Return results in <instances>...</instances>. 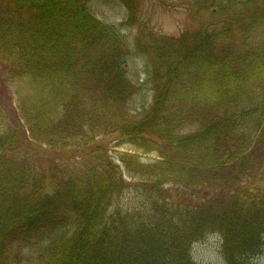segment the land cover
<instances>
[{"label": "trees", "instance_id": "1", "mask_svg": "<svg viewBox=\"0 0 264 264\" xmlns=\"http://www.w3.org/2000/svg\"><path fill=\"white\" fill-rule=\"evenodd\" d=\"M106 1L135 21L139 0ZM191 1L194 32L136 38L152 101L132 116L123 38L85 0H0V69L13 85L0 94V264L17 261L16 241L57 229L41 264H196L192 247L210 234L226 264L264 254V193L222 213L188 197L193 176L244 169L264 133V0ZM110 138L157 159L116 162ZM121 167L150 191L145 206L118 207Z\"/></svg>", "mask_w": 264, "mask_h": 264}, {"label": "rangeland", "instance_id": "2", "mask_svg": "<svg viewBox=\"0 0 264 264\" xmlns=\"http://www.w3.org/2000/svg\"><path fill=\"white\" fill-rule=\"evenodd\" d=\"M89 11L101 22L114 26L123 38V43L128 51L125 66L131 81L136 84L138 92L129 101L127 109L132 116L139 115L148 108L152 101L151 83L147 73L149 67L144 59L137 55L135 41L141 32H152L156 35L179 38L185 33H192L199 27V17L193 15L199 10L190 12L195 3L191 0H139V12L135 21L127 23L126 9L115 1L85 0ZM12 92L13 85L6 81L0 69V94ZM13 108L17 109L15 99ZM32 144L30 147L38 151ZM109 156L118 162V154L138 155L142 162L148 163L157 159L155 153L144 154L137 152L128 143H120L116 138L106 139L103 143ZM48 156L36 157L34 166L37 170H46ZM122 168L126 189L118 200L120 209H138L145 206L150 191L145 193L138 177H129ZM194 191L188 193L193 201L205 196L209 201L207 208L215 213L234 209L241 194L246 192L264 193V133L248 154L246 166L241 169L237 165H229L220 172L199 173L192 177ZM169 194L176 197L174 188L169 189ZM187 195L182 194L185 198ZM251 196V195H250ZM248 196V197H250ZM171 197V198H172ZM241 198V197H240ZM65 233L64 229L48 231L30 238L20 239L12 246V254L17 258L14 264H41L39 258L43 255L53 241H57ZM192 257L197 264H225L218 244L206 240L194 246ZM252 264H264V255L255 258Z\"/></svg>", "mask_w": 264, "mask_h": 264}]
</instances>
